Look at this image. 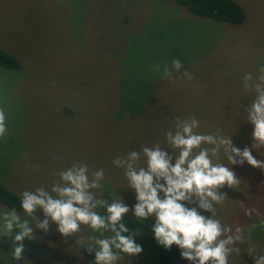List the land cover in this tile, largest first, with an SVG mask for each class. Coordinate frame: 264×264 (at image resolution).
I'll use <instances>...</instances> for the list:
<instances>
[{"label": "rangeland", "instance_id": "374dc122", "mask_svg": "<svg viewBox=\"0 0 264 264\" xmlns=\"http://www.w3.org/2000/svg\"><path fill=\"white\" fill-rule=\"evenodd\" d=\"M237 1L246 10L241 25L198 17L167 0H0V47L23 64L20 71L0 67V108L7 116L0 181L20 195L40 187L51 192L58 173L73 164H86L90 176L103 169L102 188L93 191L108 202L123 199L130 211L122 222L128 234L140 230L135 242L143 248L134 257L122 254L117 264H162L151 231L155 217L132 216L135 193L112 160L135 150L146 166L141 150L156 143L177 156L165 138L177 117L195 116L198 132L219 128L241 150L251 146L246 109L255 92L244 88L243 78L252 73L255 80L264 65V0ZM175 58L183 68L173 69L169 78L163 67L171 69ZM156 64L160 72L153 70ZM129 93L143 102L137 113L119 117L114 103ZM252 155L264 160V148ZM219 162L231 167L223 151ZM232 167L241 182L220 189L226 199L214 204L215 218L232 233L242 229L243 239L235 245L240 252L230 255L229 264H254L249 248L264 254V171L247 162ZM185 206L214 215L198 202ZM5 210L11 209L0 203V226ZM17 213L34 228L33 239L23 241L25 259L16 261L14 235L0 238V264H94V253L77 241L99 233L82 225L64 238L55 223L50 221L45 233L35 229L33 216ZM35 215L44 219L42 212ZM172 264L191 262L180 258Z\"/></svg>", "mask_w": 264, "mask_h": 264}, {"label": "clouds", "instance_id": "9594fccd", "mask_svg": "<svg viewBox=\"0 0 264 264\" xmlns=\"http://www.w3.org/2000/svg\"><path fill=\"white\" fill-rule=\"evenodd\" d=\"M152 67L156 72L161 71L159 64ZM181 68L183 64L175 58L171 61V69L164 65L163 73L172 78V70L178 72ZM259 73L255 80L252 73L243 78L244 88L255 92V98L246 109V120L253 126L251 146L241 150L233 144L232 136H225L219 128L206 134L198 132L200 122L195 116L188 119L177 117L174 130L165 133L167 143L178 150L177 156L173 157L156 143L141 150L146 166L138 163L141 152L135 150L126 157L117 156L112 160L113 165L124 170L128 186L135 193L132 216L139 221L154 216L151 231L158 245L168 250L177 246L181 258L191 264H229L230 255L234 251L240 252L235 245L243 239L242 229L237 226L234 233L226 229L215 218L214 204H222L226 199L221 188L233 189L241 182L233 165L247 162L264 171V160H257L252 155L253 150L264 148V65L260 66ZM182 76L192 79L188 71ZM6 121V113L0 108V138L6 135ZM221 151L231 167L219 162ZM58 176L59 181L53 184L51 192L40 187L21 194V208L36 220L35 229L47 233L51 221L57 225V232L66 238L80 232L82 225L88 226L99 233V237L90 235L85 239L81 236L77 243L89 254L94 253V264H117L122 254L134 257L142 253V246L135 242L140 230L128 234L129 229L122 222L130 211L123 199L114 198L108 202L93 191L102 188L103 169H97L90 176L86 164H73L60 171ZM186 202H198V207L206 212L212 211L213 217L186 207ZM98 208H103L106 215ZM38 211L43 213L44 219L35 215ZM252 211L246 210V215H251ZM2 219L0 238L14 235L13 258L16 261L25 259L23 241L33 239L34 228L28 220L22 221L14 208L5 210ZM17 229L19 231L14 232ZM105 232L111 235L104 236ZM226 232L230 234L225 235ZM255 252V248L248 250L254 264H264V254L256 255Z\"/></svg>", "mask_w": 264, "mask_h": 264}, {"label": "trees", "instance_id": "16d2710c", "mask_svg": "<svg viewBox=\"0 0 264 264\" xmlns=\"http://www.w3.org/2000/svg\"><path fill=\"white\" fill-rule=\"evenodd\" d=\"M174 1L198 17L241 25L246 19V10L237 0H167ZM126 12V11H123ZM0 67L22 70L21 60L13 53L0 47ZM143 100L130 97V93L114 103L116 114L124 117L128 111L137 113ZM0 203L9 209L22 211L21 195L9 189L0 181ZM159 260L162 264H172L181 258L180 249L173 245L170 250L158 246Z\"/></svg>", "mask_w": 264, "mask_h": 264}]
</instances>
